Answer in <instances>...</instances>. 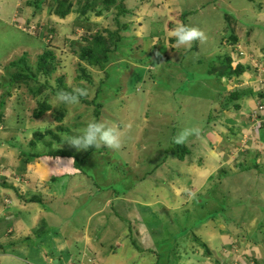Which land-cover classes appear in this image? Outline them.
<instances>
[{"label": "rangeland", "instance_id": "1", "mask_svg": "<svg viewBox=\"0 0 264 264\" xmlns=\"http://www.w3.org/2000/svg\"><path fill=\"white\" fill-rule=\"evenodd\" d=\"M49 1L0 0V97L10 89L13 73L24 72L26 67L36 74L38 56L52 51V63L57 67L47 77L48 84L69 89L77 99L80 94L96 101L85 106L80 99L67 102L51 94L41 86L46 74L28 83L23 78L17 80L9 96L4 95V106H0V157L8 156L11 163L6 161L0 172L8 171V166L10 172L19 170L15 164L27 167L21 150L27 156L32 153L28 157L32 160L34 154L64 152L79 158L84 172L75 158L67 155L27 163L38 166L40 172L35 178L36 188L20 191L23 202L18 200L17 219L26 224L29 240L39 242L40 236H45L50 260H32L38 251L23 253L14 248L5 249L3 264H52L58 259L57 264H74L75 257L84 259L85 264H264V167L255 166L259 155H247L244 145L248 141L233 127V119L213 120L228 92L236 87L259 91L264 84L258 80L264 75L258 78L254 71L251 78L245 77V72L242 80L219 81L207 72L209 63L218 67L217 61L225 54L241 62L237 50L254 52L249 49L250 43L257 42L262 49L257 56L263 57L264 7L253 18L250 7L258 3L264 6V0H125L134 15L122 19L132 22L131 29L123 32L122 48L113 54L115 60L105 64L108 74L103 80L104 71L92 66H87L91 78H81L74 52L78 44L71 41H79L82 33L115 29V8L101 16L91 8L88 18L79 21L85 27H80L73 22L78 11L61 18L49 12ZM68 1L76 6L84 0ZM232 31L244 48L234 45L232 51L226 40ZM170 38L175 40L170 42ZM132 40L138 47L128 52L126 47ZM154 44L157 53L152 49ZM151 51L154 53L149 57ZM21 58L23 61L15 67L8 65ZM98 84L103 87L101 94L95 91ZM43 101L50 103L49 110L36 118L33 111ZM208 116L212 117L210 122ZM36 130L50 133L31 147L28 143ZM172 133L177 138L173 142L184 143L192 152L183 163L175 155L179 149L169 140ZM239 137L241 146H233ZM239 153L246 154L239 155L244 159L241 164ZM142 159L147 160L146 166H138ZM244 165L248 169L240 171ZM148 169L152 173L140 180ZM7 175H3L4 180L0 177V184L5 183L0 185V194L5 188L11 198L19 199V188L14 187L12 178L5 179ZM53 179L59 185L55 190H61L64 184L73 188L65 191L62 201H67L64 211L77 224L52 213L48 221L59 227L49 225V231L44 228L47 221L39 220L29 230L35 205L26 199L37 196L50 211L52 200L60 197L53 190L40 192L39 187L48 189L47 181L52 185ZM88 200L90 206L86 205ZM106 202H110L112 211L91 215L106 210ZM141 202L151 204L157 212H141ZM7 212L17 213L16 204L7 207L0 196V217ZM66 223L72 230L79 225L78 234L86 225H100L96 232L102 244L87 245L94 250L87 253L84 242L75 239L76 243L68 245V252L59 250L56 238L65 236ZM195 236L207 243L211 255L203 254ZM132 239L138 250L131 245Z\"/></svg>", "mask_w": 264, "mask_h": 264}, {"label": "trees", "instance_id": "2", "mask_svg": "<svg viewBox=\"0 0 264 264\" xmlns=\"http://www.w3.org/2000/svg\"><path fill=\"white\" fill-rule=\"evenodd\" d=\"M46 0H41V3L44 4ZM253 1V0H250ZM78 4L75 6V3H72L68 0H50L47 3L48 6V10L49 12L53 13L54 15L56 14L57 16L63 18L66 15H68L69 13L72 12H76L78 11V15L75 18V20L73 21L75 25H79L80 27H85V25L79 23L81 18H88L86 16H88L90 9L92 8V11L94 12V14L96 16H101L103 15L105 12H108L111 10V8H115L114 14H113V20L116 24V28L111 30V29H102V30H98L95 31L94 33H89L88 35L86 33H82L79 41H75L74 43H72L73 41H71L72 45H76L77 49H74V52L76 53L77 57H78V68L79 71L81 73V78H91L90 73L87 70V66H92V67H98L100 69H102L104 71L103 74V78L107 77V71L105 68V64L109 63L112 60H115L113 57V54L115 52H119L121 47V42L122 39L124 38L123 32H129L131 29V25L132 22L129 20L124 21L122 18L127 17V16H132L134 15L133 10L127 8L126 4H125V0H84V1H78ZM258 3V2H257ZM79 4H82L80 7V9H78L79 7H77ZM262 8V4L258 3V5H256V7L254 8L255 10H260ZM126 15V16H125ZM121 17V18H120ZM184 27V29L186 28L184 23L182 24ZM254 27L256 29L257 24H254ZM87 30H90V28H86ZM50 31L52 32V29H50ZM102 32H106V35H104ZM49 34V33H47ZM193 36V35H191ZM175 39L174 38H170L169 41L173 42ZM227 43H230V47L232 48V51H234V45L237 44L238 42V37L237 35H235L232 31V33L228 34V36L226 37ZM138 45H134L133 40L127 45L126 49L128 50V52L133 51L134 49H137ZM157 44L152 45V49H154L157 51ZM133 49V50H132ZM161 50V49H160ZM154 51H151L150 54H148L149 57H151L153 55ZM125 55V54H124ZM147 56V57H148ZM54 59V54L52 51H44L42 54H40L38 56V60L36 63L37 66V70H36V74L33 73V71H30L29 69H27L26 67L24 68L26 71H21L18 70L20 73H13L11 75V80H10V89L12 88V85H14V83L17 80H21V78H23L25 83H28L27 80L30 79H36L37 77H40V75L42 74H46L45 78H44V84H41V86H43L45 89L49 90L51 92V94L56 95L57 97L62 96L64 99H66V101H76V100H81V103L85 104V106L89 105V104H94V101H96V98H92L89 100V98L87 96L84 95H78V99L75 97L74 93L72 91H70L69 89L65 88L64 89H59L56 87H52L48 84L47 82V77H49V74L54 71L57 67V65H54L52 63V60ZM264 59V55L263 57H260L259 62H264L262 61ZM23 61V58L16 60H12L10 61V63L8 64L11 67H15L16 63H20ZM138 61V60H137ZM135 60V62H137ZM140 62V61H139ZM128 64V63H127ZM212 62L209 63V70L207 71L210 75H212L215 79H218L219 81L222 79H225L226 81H231L233 79H240V77L245 73V72H250L251 67L248 64H241L236 62L229 54H225L224 56L220 57V59L217 61V64H219L218 67L216 66H212ZM22 68V67H21ZM17 70V69H16ZM36 75V76H35ZM38 80V79H36ZM101 80V81H102ZM59 82L61 83L62 81L59 79ZM58 82V83H59ZM17 85V83H15ZM40 84V83H39ZM223 90H227L226 87L222 86ZM102 88L100 87V85L98 84L95 87V91L96 93H102ZM237 88V87H236ZM232 89L230 92L227 93L225 101L223 102V104L221 105V110L218 116H214L213 120L215 119H219L221 113H223V111H230V110H234V111H238L240 109V104L237 102L239 101L242 97H257L259 99H263L264 98V87H262L261 89H259V91H255L253 88H248L246 90H242V89ZM9 90H6L4 94L1 95L0 97V106H4V95L9 96ZM29 90L31 92H34L33 88H29ZM100 101V99H99ZM46 101H43L42 103H40L37 108L33 111V115L36 118H39L42 114H44L46 111L49 110L50 107V103H44ZM149 114V113H147ZM1 112H0V121H1ZM96 119L94 120L93 123V132L97 133V129H96V124L99 120L98 115L95 117ZM211 116H208V122H210L211 120ZM209 124V123H208ZM50 131H47L45 133H40L39 131H34L32 133V139L29 141V145L31 147H34L36 142H38L39 140H41L44 136V134H49ZM174 139H177L175 134H171L169 136V140H171V144H174L173 146L176 149H179V151H177L175 153V155L177 156L178 159L180 160H185V156L191 154V150L187 149L186 145L182 142H179L178 140H176V142H173ZM123 148L125 149V145H123ZM94 149V147L91 146L90 151H92ZM144 150V149H142ZM176 151V150H175ZM32 153H30L28 156L26 155V153L24 151H20V157H25V159H23L25 165L28 162H35L37 161L39 158L41 157H73L75 158V161L77 163V166L79 168H81L84 172V168L80 167L81 165V161H79V158L68 155L64 152L61 151H56V152H48L47 154H43V155H33V157L35 156L36 158L34 160H32V158H28V157H32L31 155ZM174 154V153H172ZM22 155V156H21ZM145 155V154H144ZM129 161V160H128ZM139 165L138 166H146L147 165V160L146 159H142L141 162H138ZM150 163V162H149ZM28 165V164H27ZM152 173V170H149L147 172H144V175L142 178H140V180H144L147 175H150ZM4 180V179H3ZM56 179H53V181ZM1 183V182H0ZM5 183L3 182L0 185H4ZM27 202H32V203H42V199L37 197V196H31V198L26 199ZM198 205V204H197ZM72 216V215H71ZM71 216H69V218H72ZM196 241L203 247L204 252L203 254H208L211 255V250L208 248V245H206L207 243L204 241H200V238L198 236H195ZM25 240H29V238L27 237ZM131 245L138 250V247L136 245L135 240H131ZM149 252H153L150 249L148 250ZM174 255L176 254V250L173 251ZM181 256V255H180ZM180 256H178V258H180ZM197 257V256H196ZM255 262H257V259H254ZM217 262V261H216ZM74 264H77L76 262ZM168 264V263H166Z\"/></svg>", "mask_w": 264, "mask_h": 264}, {"label": "crops", "instance_id": "3", "mask_svg": "<svg viewBox=\"0 0 264 264\" xmlns=\"http://www.w3.org/2000/svg\"><path fill=\"white\" fill-rule=\"evenodd\" d=\"M253 1H255V0H253ZM0 6H2V4H0ZM263 7L264 6L262 4V8ZM250 8L253 11L252 12L253 15L251 13L252 18L254 17V15H256L257 11H260L262 9L261 8L260 10L259 9L255 10L252 6ZM261 24H264V21H262ZM238 45H241L244 48V43L238 41L236 46H238ZM249 49H250V51H254V52H251L254 55H252L251 53L250 54L247 52L246 53L248 55H250L252 58L253 57L256 58L258 60V64H259V60H260V57L262 55L257 56L258 53H256V52H260L262 49L260 48L259 45H257V42H255V44L250 43ZM263 52H264V48H263ZM248 60L249 59H247V58L240 59V61H241L240 63L249 65L250 60L249 61ZM261 64L264 65V62ZM254 71H256V69H253V70L250 69L251 73ZM250 72L249 73L246 72V75H244V76L245 77L250 76L252 78ZM241 78H242V76L240 77V80L243 79V78L242 79ZM257 100H259V98H257V97H255V98L251 97V96L242 97L239 101H237L240 104V109L238 110V112L234 111V110L223 111V113L219 119L226 117L227 119L229 118L230 120L231 119L234 120L235 124L233 123L234 124L233 127H235L237 129V131L240 132V134L243 135L244 137H246L247 135L249 136L247 139L248 145H244L245 148L247 149V153H248L247 155L251 156V154H253L252 158L255 157V154L259 155L260 157L256 159L255 166L264 167V129L262 128V131H258V132L255 131L254 129H252V123L248 119L249 113L256 107L255 104H258ZM262 100H264V98ZM251 102H252V104H251ZM234 112H235V114H234ZM231 115H233L232 118H231ZM243 120H244V122H242ZM135 138H136V136L133 139L134 141H135ZM235 142H233V146H236V145H238L239 147L241 146L240 137L238 139H235ZM208 154H210V153H208ZM237 155H238L237 156L238 163H240V164L243 163V161H241L243 158L239 159V157H241L239 155H246V154L239 153ZM7 157L8 156H1L0 157V159H1L0 168H2L3 166L6 167V165H4V163L6 161H7V164L10 163L8 161ZM183 161L184 160H180L181 163H183ZM261 163H262V165H260ZM198 164L202 165L200 163H198ZM15 166L19 170H13L12 172H10V167L8 166V171H6V169H5L4 173L0 172L1 178L4 179L3 175L5 173H7L8 175L6 176L5 179H7V177H9V179L12 178V180H13L12 183L14 184V187L19 188V193L17 195V197L19 199L11 198V196L8 194L9 190H6L5 188H3V190H2V191H4V194L3 195L0 194V196L3 199L4 204L7 207L11 206L13 204H16V211H18L17 213L13 212L14 214L7 212V214H3L0 217V264H3L2 258L5 255V249L12 251L14 248L22 249L21 251L23 253H27V251L30 252L31 249H35L38 252L36 255H34V258H32V260L41 259L42 261H46V259H48V261H49L50 259L48 257V250L45 246V236H40L39 242H33L32 240H25L28 237V236L27 237L25 236V235H27L26 224H24L22 221L17 219V217H18L17 215H19V213H20L19 209H18V200H21V202H23L22 201L23 197H22L20 191L25 192L27 190V192H29L33 188H36L38 180L35 178L38 177L37 173L40 172V170L38 169V166H34V165H27V167L24 169H22L23 168V167H21L22 165L18 166L17 164H15ZM248 167L249 166L244 165L243 167H239V170L243 171L244 169H248ZM193 170H195V168H193ZM22 171H24L25 173ZM86 176H90V175L86 174ZM16 178H19V179H16ZM16 180H20L19 183H16L17 182ZM47 184L50 185V187H48V189L45 187H41V188L39 187V189H42L40 192H44V193L48 192L49 193L51 190H53L54 191L53 193L56 194L60 198H56V199L52 200V203L50 206V208H51L50 211L48 208H45L46 206L42 203L40 205L37 203H32L33 205H35V207H32L31 216H30V218H32L31 219L32 224H31L29 230L34 229L36 227V223L38 224L39 220L40 221L41 220L47 221L48 225L45 226L44 228H49V225H52L53 228L59 227L55 222H52V221L49 222L48 221V218L51 217L52 213L53 214L59 213L60 215L67 217V218H69V216H71V214L70 215L66 214V212L64 211L66 208L64 206V204L67 201L66 200L62 201L63 200L62 195H64L65 191L67 189H70L71 187L64 184V185L60 186V187H62L61 190H55L59 187V185H57L55 183V181L52 185H51V180L49 182L47 181ZM71 189H73V188H71ZM5 190H6V192H5ZM72 193H73V190H72ZM72 193H69V194H72ZM5 200H8V201H5ZM69 200H71V199H69ZM120 200H122V199H120ZM89 201L90 200H88V202L86 204L87 206H90ZM109 205H110V202H108V203L106 202V206L108 207V208H106V210L102 209V210H99L97 212H91V215L94 213H98V216H100L101 214H105L107 210L112 211L113 208H112V206H109ZM138 205H140V203H138ZM23 207H25V206L19 205V208H23ZM77 210H80V209H76V211ZM143 210L148 211L149 214H151V215L153 214V212H157L156 208L154 206H152L151 204H145L144 202L143 203L141 202V212ZM138 215L142 216L140 214H137V216ZM6 217H7V219H6ZM46 217H47V219H46ZM69 219L72 222L76 223V221L73 217L69 218ZM87 223H88V221H87ZM69 226L71 227L70 223H66V225L63 228V230L65 231V236L59 235L56 238L57 247L59 250L68 252V245L69 244L72 245V244L76 243L75 239H80L81 241L84 242V247H85L87 253L94 251V250L91 251V249H89V247L87 245H91L92 243H96V242H99L100 244H102L101 242H103V241L100 239V236L96 232V231L101 229L100 225L95 224V225H93V228H92L91 224L88 226L86 225V227H83V230L80 234L77 233L80 230L79 225L77 227L79 229H75V230L68 228ZM66 228H68V229H66ZM59 230H61V228H59ZM49 231H50V228H49ZM15 232H16V234H14ZM67 232L69 233L68 234L69 236H67ZM29 233H30V231H29ZM82 234H83V238H79V237H81ZM97 236L99 237V240L97 239L98 241L96 240ZM84 237H85V239H84ZM71 240L73 241V243ZM86 241H88V242H86ZM60 244H61V246H60ZM77 250H79V249H77ZM112 252H114V251H112ZM189 258L190 257H188V259ZM191 258L194 259L192 256H191ZM58 261H59V259H58ZM75 262L77 264H85L84 259L82 261L81 259H78L76 257H75ZM48 264H50V263L48 262ZM52 264H55V263H53V260H52Z\"/></svg>", "mask_w": 264, "mask_h": 264}, {"label": "built area", "instance_id": "4", "mask_svg": "<svg viewBox=\"0 0 264 264\" xmlns=\"http://www.w3.org/2000/svg\"><path fill=\"white\" fill-rule=\"evenodd\" d=\"M238 56H242V58H247L250 60L249 66L251 69H256L258 73V78L261 77V75H264V65L261 64L263 62H256V58H252L250 55H248L244 50H237ZM248 60V61H249ZM258 61V60H257ZM245 63V62H244ZM260 83L264 84V78L258 80ZM264 86V85H263ZM249 120L252 123V129L255 131H262V128L264 129V100L259 99L257 107L252 110L249 116ZM248 135L244 137V141L248 139Z\"/></svg>", "mask_w": 264, "mask_h": 264}, {"label": "water", "instance_id": "5", "mask_svg": "<svg viewBox=\"0 0 264 264\" xmlns=\"http://www.w3.org/2000/svg\"><path fill=\"white\" fill-rule=\"evenodd\" d=\"M58 260H53V263L57 264Z\"/></svg>", "mask_w": 264, "mask_h": 264}, {"label": "clouds", "instance_id": "6", "mask_svg": "<svg viewBox=\"0 0 264 264\" xmlns=\"http://www.w3.org/2000/svg\"><path fill=\"white\" fill-rule=\"evenodd\" d=\"M239 63H240V62H239ZM251 112H252V111H251ZM251 112H250V113H251ZM250 113H249V115H248V119H249Z\"/></svg>", "mask_w": 264, "mask_h": 264}]
</instances>
